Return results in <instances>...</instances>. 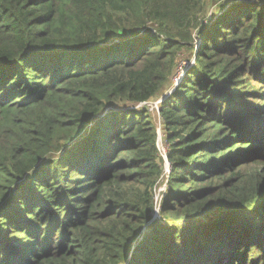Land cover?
<instances>
[{
    "label": "trees",
    "instance_id": "16d2710c",
    "mask_svg": "<svg viewBox=\"0 0 264 264\" xmlns=\"http://www.w3.org/2000/svg\"><path fill=\"white\" fill-rule=\"evenodd\" d=\"M0 264H264V0H0Z\"/></svg>",
    "mask_w": 264,
    "mask_h": 264
},
{
    "label": "rangeland",
    "instance_id": "374dc122",
    "mask_svg": "<svg viewBox=\"0 0 264 264\" xmlns=\"http://www.w3.org/2000/svg\"><path fill=\"white\" fill-rule=\"evenodd\" d=\"M251 2L255 1V0H249ZM217 6L216 5H211L208 8L207 11V15L210 17L214 14V12L216 11ZM193 44V49L195 50V48L199 45V39L197 38V34L195 35V41L192 43ZM198 44V45H197ZM188 53V52H187ZM186 56V55H185ZM182 56L180 57V62L178 63V68H177V80H175V83L173 84V86L171 87V89H168V92L172 89H174L175 87H177L178 81L181 80L182 75L184 73V69L186 67L189 66H194L197 62L196 59L194 58L193 52L188 53V56ZM171 93V92H170ZM158 101V100H157ZM156 101H151L150 103H146L143 105H140L141 107H147L150 109L152 117H153V121L154 124L157 128V133H158V141H157V146L160 152V155L163 156L164 160H165V166H164V173L162 174V176L160 177L156 189L154 191L155 194V203L157 208L154 211V218L160 217V208H161V202L163 197H165L168 189H169V184H168V179H169V174H170V167H169V163L167 161V156H166V143L164 140V133H163V122L162 119L160 117V112H159V104H158V109L154 106ZM138 106V107H140ZM151 106L152 110L151 109Z\"/></svg>",
    "mask_w": 264,
    "mask_h": 264
},
{
    "label": "built area",
    "instance_id": "2783aa9c",
    "mask_svg": "<svg viewBox=\"0 0 264 264\" xmlns=\"http://www.w3.org/2000/svg\"><path fill=\"white\" fill-rule=\"evenodd\" d=\"M160 102H162V101H159V100H158V101H156L155 104H154V106H155L157 109H158V104H159ZM143 104H146V103H143ZM143 104H140V105H143ZM152 107H153V106H151V109H152ZM152 110H154V109H152ZM158 110H159V109H158Z\"/></svg>",
    "mask_w": 264,
    "mask_h": 264
},
{
    "label": "water",
    "instance_id": "95a60500",
    "mask_svg": "<svg viewBox=\"0 0 264 264\" xmlns=\"http://www.w3.org/2000/svg\"><path fill=\"white\" fill-rule=\"evenodd\" d=\"M184 74V73H183ZM167 96H164L161 100H159V101H163V99H165Z\"/></svg>",
    "mask_w": 264,
    "mask_h": 264
}]
</instances>
